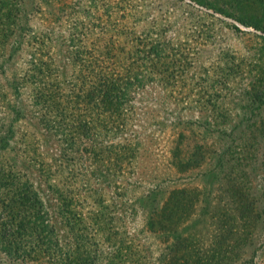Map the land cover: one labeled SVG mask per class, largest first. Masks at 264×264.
<instances>
[{
  "label": "rangeland",
  "instance_id": "1",
  "mask_svg": "<svg viewBox=\"0 0 264 264\" xmlns=\"http://www.w3.org/2000/svg\"><path fill=\"white\" fill-rule=\"evenodd\" d=\"M110 20L151 29L161 42L165 28L171 40L181 31L190 56L182 91L190 98L182 102L174 81L175 97L166 103L185 119L198 115L192 101L205 84L198 78L219 80L211 69L217 54L236 55L240 71L220 79L219 99L206 97V106H222L215 117L221 125L259 128L244 144L248 159L221 168L224 158L212 154L202 167L180 174L169 169L162 141L151 154L130 158L119 175L106 177L104 169L87 174L89 184L76 172L90 171L91 155L70 152L71 161L62 162L59 137L45 127L51 116L44 120L39 102L47 104L50 96L39 61L51 59V79L55 72L61 88L73 92L76 68L69 58L76 24L92 31L84 39L88 44L100 25L112 28ZM111 36L107 32L104 39ZM221 137L227 145L238 133ZM227 175L264 189V0H0V264H264V192L258 195L263 215L254 224V241L241 243L245 233H237L242 222ZM146 180L155 181L160 197L184 185L198 188L200 195L192 193L188 204L173 208V215L183 214L164 224L174 233L146 230L151 206L137 199L149 186Z\"/></svg>",
  "mask_w": 264,
  "mask_h": 264
},
{
  "label": "trees",
  "instance_id": "2",
  "mask_svg": "<svg viewBox=\"0 0 264 264\" xmlns=\"http://www.w3.org/2000/svg\"><path fill=\"white\" fill-rule=\"evenodd\" d=\"M118 22L112 21L111 29L100 25L95 40L88 44H85L84 39L92 31L84 22L76 24V46L69 58V64L76 68L73 92L71 89L67 91L64 87L61 88L59 79L57 81L58 74L55 72L54 79H51V59L39 61L42 66V79L45 80L47 93L50 94L47 104L41 100L39 102L45 106L44 120L47 115L51 116L46 120L45 127L55 129L59 137L58 151L62 162L71 161L70 152L79 158L87 153L91 155L94 166L90 171L76 172V176L83 175L82 181L89 184V179L84 177L87 174L104 171L106 177H109V174L119 175L129 167L130 158L135 157L137 153L151 154L154 152V144L160 145L162 141L169 169L180 174L192 168L202 167L212 154L224 158L219 165L221 168L231 162L238 164L239 160L241 163L248 159L242 151L244 144L255 138L259 128L253 124L242 127L232 123L221 125L215 117L222 106L214 105L212 109L206 106L209 105L206 97L209 101L219 99L220 79H228L233 73L240 71L236 70V55L231 56L223 51L217 54L219 61L212 63L211 69L216 72L212 76L219 80L198 78L205 83L200 85L192 101V110L196 109L198 115H190L191 117L185 119V115H179L175 109L167 107L166 103L175 97L174 90L170 89L175 85L174 81L180 85L182 102L187 99L189 101L190 98V92L182 91L190 56L184 46L186 42H180L181 31L173 33L171 40L164 36L167 29L165 28L161 42L151 29L141 30V27ZM107 32L112 34L108 40L104 39ZM116 53H122L123 56ZM220 56L224 58L223 61ZM35 60L38 58H32V61ZM201 69L206 71L204 67ZM14 81L15 89L20 93L21 86L16 79ZM223 83L226 85L227 82ZM155 86L164 89L160 92V89H154ZM235 133H238V138L233 137L234 139L224 145L221 136L230 137ZM114 134H121L117 142H113ZM109 139L112 140L111 143H108ZM256 162L255 158L253 164ZM224 180L230 191L228 195L233 199L235 211L242 222L237 233H245L239 238L240 242L248 244L254 241V224L256 225L263 215L258 195L259 192L263 194L264 189L247 185L238 175H227ZM146 182L149 186L137 197L143 200L145 205L151 206L146 216V230L150 233H174L164 224L170 223L169 220L177 213L183 214L178 211L173 215V208L177 207L179 210V205H186L192 193L194 196L200 195L198 188L190 189L184 185L180 189L170 191L167 197H160V190L155 181ZM84 188L90 190L92 187L88 185ZM116 206L115 204V208ZM233 228L237 226L234 225Z\"/></svg>",
  "mask_w": 264,
  "mask_h": 264
}]
</instances>
